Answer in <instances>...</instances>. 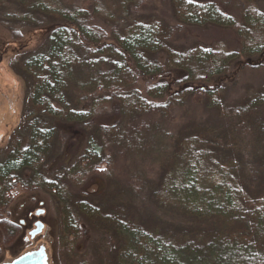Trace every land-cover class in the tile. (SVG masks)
<instances>
[{"label":"trees","instance_id":"obj_1","mask_svg":"<svg viewBox=\"0 0 264 264\" xmlns=\"http://www.w3.org/2000/svg\"><path fill=\"white\" fill-rule=\"evenodd\" d=\"M147 1L91 0L85 9L81 0H0V26L13 41L44 37L9 61L24 106L0 147L4 245L22 233L4 217L16 192L43 191L61 211L63 264L91 256L97 264H264V81L258 98L226 106L225 87L212 86L241 61L264 58V12L243 0L239 22L214 0H163L170 25L142 13ZM190 25L235 31L240 51L179 45ZM194 101L213 122L171 133L172 114L186 109L192 121ZM121 163L133 168L126 183L116 178ZM146 164L160 171L157 181L140 172ZM83 225L101 240L80 256Z\"/></svg>","mask_w":264,"mask_h":264},{"label":"rangeland","instance_id":"obj_2","mask_svg":"<svg viewBox=\"0 0 264 264\" xmlns=\"http://www.w3.org/2000/svg\"><path fill=\"white\" fill-rule=\"evenodd\" d=\"M205 1V0H204ZM213 1V0H206ZM219 4V7L225 9L226 12L239 22L243 21V0H214ZM163 0H148L147 4L142 11L146 15H156L162 20H165L170 25H176V21L171 18L172 12L170 11L169 4L164 3ZM83 8L90 9L91 0H81L79 3ZM165 4V5H164ZM257 7L264 12V0L256 1ZM174 18V17H173ZM39 36V35H38ZM33 37L28 35L24 41H13L10 34L5 28L0 26V147H5L10 139L11 134L19 124L21 112H23L24 100L22 86L11 72L9 68L10 59L24 50L33 52L38 50L42 46V37ZM179 45H191L198 44L207 49L213 48L215 45L223 44L227 51L237 53L240 51L241 45L239 38L235 31L231 29L220 28L217 26H187L182 35H178ZM264 60V58H262ZM261 59H249L243 60L238 63L232 75L217 81L213 84V87L221 85L225 87V100L224 106L227 104H233L241 99L249 96L258 98L257 89L259 85L264 81V67L258 70L245 69L242 67L245 63L256 65L262 61ZM181 75H174L173 79L180 78ZM189 110L192 112V121L186 119L184 116V110H176L171 119L167 122L169 131L177 136L181 133V129L186 122L200 123L203 121L211 120L213 122L212 113H206L202 104L198 101H194L188 105ZM75 151L74 157L78 156L84 149ZM5 153H0V161L4 159ZM79 159V158H78ZM130 165L121 163L116 171V178L118 180H124L127 182L129 177ZM143 169L140 168V172L144 174L146 178L157 181L160 176V171L154 167L146 164ZM130 169V170H129ZM97 188L94 186L93 190ZM38 211H44V214L37 218L36 213ZM5 218L11 222L19 225L22 228V233L11 245H4L3 234L0 230V264L12 262L15 258L21 255L38 250L40 247H46V251L49 257V264H63V260L56 259V250H58V239L61 236L63 230L61 211L55 207L53 199L43 191L32 192H16V198L13 204L9 207ZM36 221H40L45 225V228L39 236L35 239H31L30 232L35 229ZM83 231L88 233L87 238L81 239L79 247L80 256L83 254L87 247H90L93 242L101 240V235L95 230L83 225ZM111 237V236H110ZM106 244L105 251L112 250L113 240L103 237ZM82 243V244H81ZM106 252L104 256H106ZM110 253L108 258L110 257ZM90 264H97L96 259L92 261V256L89 257ZM109 260V259H107ZM65 264V263H64Z\"/></svg>","mask_w":264,"mask_h":264},{"label":"water","instance_id":"obj_3","mask_svg":"<svg viewBox=\"0 0 264 264\" xmlns=\"http://www.w3.org/2000/svg\"><path fill=\"white\" fill-rule=\"evenodd\" d=\"M44 214V211H38L36 213L37 217ZM45 225L42 222L35 224V229L30 232L31 239H35L37 236L42 234ZM4 264H49V257L46 251V247H40L36 251L27 252L18 258H15L12 262Z\"/></svg>","mask_w":264,"mask_h":264},{"label":"flooded vegetation","instance_id":"obj_4","mask_svg":"<svg viewBox=\"0 0 264 264\" xmlns=\"http://www.w3.org/2000/svg\"><path fill=\"white\" fill-rule=\"evenodd\" d=\"M38 218V217H37ZM39 219V218H38ZM39 221H36V223L35 224H37Z\"/></svg>","mask_w":264,"mask_h":264}]
</instances>
